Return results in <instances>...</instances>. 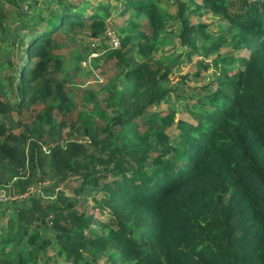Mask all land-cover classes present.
I'll return each mask as SVG.
<instances>
[{
	"label": "trees",
	"instance_id": "16d2710c",
	"mask_svg": "<svg viewBox=\"0 0 264 264\" xmlns=\"http://www.w3.org/2000/svg\"><path fill=\"white\" fill-rule=\"evenodd\" d=\"M118 1L131 11L110 26L115 47L103 41L106 2L0 0V37L18 58L0 61L14 72L0 76V189L26 193L0 202V264H264V0H201L199 11L176 0L174 14L158 0ZM200 10L221 17V35L190 19ZM83 28L100 42L88 61L118 71L73 115L64 84L86 60L71 50L63 65L54 36L76 44ZM175 37L178 54L165 49ZM194 55L196 70L173 82ZM171 98L185 115L162 106Z\"/></svg>",
	"mask_w": 264,
	"mask_h": 264
},
{
	"label": "rangeland",
	"instance_id": "374dc122",
	"mask_svg": "<svg viewBox=\"0 0 264 264\" xmlns=\"http://www.w3.org/2000/svg\"><path fill=\"white\" fill-rule=\"evenodd\" d=\"M98 3H103L106 2L109 4V7H107L106 9V14L108 16V25L112 26L114 29H116L118 31V29L120 28L121 25H127V21L129 19V15L128 13L131 10H127L125 9V6L123 4H121L118 0H95ZM157 1V0H156ZM201 0H194V2L190 3V6H188L187 9H195L196 11H199V7H196L195 4L200 3ZM158 2L160 3V6L162 9H166L167 11H169L170 13H175L178 9V2L176 0H158ZM4 6L11 12L14 13V11H16V7L12 6L10 4H7L6 2H4ZM22 8L23 10L29 11V3H27L26 1L22 2ZM116 7L117 9H119L121 12V16L120 17H112L113 15H116ZM147 6L145 5L144 8H146ZM124 11H128V13L124 12ZM196 11L191 15V20L193 21H200L203 22L207 25V30L210 33L211 36H218L221 35L220 34V27H221V23H225L221 20V17H218L217 15L211 14L210 12H205L200 10L202 13H196ZM11 14L10 15V19L8 20H12L15 21V14ZM139 23L141 25V27H144L146 25V20L145 17H142L139 19ZM170 23V22H168ZM173 23V22H171ZM177 24L174 22V25L171 28H168V32L169 33H173V31L176 29ZM14 29V27H12ZM145 29V28H144ZM8 30H11V28H8ZM87 29L83 28L81 30H78L76 33V36L74 38L76 44H72L69 43L65 37V33L62 32H58L55 34L54 39L58 40L59 42H61V45L58 46L57 50H55L56 52L58 51H63L66 53V57H68L67 59L64 60L63 65H70L71 61H72V57H69L71 50H76L78 53L82 54V60H86V62L82 61L83 69L82 70H72L74 72V74H72L71 76V80L72 82L70 83V81L65 82L64 86L66 89H68V91H70L71 93H69V95H72V98H76L78 101V105L77 106H72L71 108V113L73 115H76V113L79 111V106L82 105L83 102H85L84 98H83V94L85 92L86 89L88 88H97L99 89L100 86L104 83V81L108 78L111 77L113 75H115L118 71V68L115 64L114 61H102V60H97L94 62H89L88 59L92 56L91 54H97V52L93 51L90 52V48H95L99 45L100 42L97 43H92L89 42V40L87 39ZM196 36L199 39V35L196 34ZM27 38H29V36H27ZM26 38V39H27ZM166 38V35L164 36V39ZM171 38V37H170ZM163 39V40H164ZM178 38H174V43L171 44L170 46H166V48H168V52L172 51L175 54H178L181 51V46L178 42ZM208 42V41H207ZM10 48L11 45L8 41H5L4 38L0 37V61H3L7 58L10 57V55H12L11 59L13 62H15L16 60H18V58L16 59V55H13L12 51L10 52ZM221 51L222 52H227L228 50V45L226 43H223L221 46ZM90 50V51H89ZM161 51H163V49L161 48ZM73 52V51H72ZM166 53V52H165ZM91 55V56H90ZM199 57L197 55H194L192 57V59L189 62H185L184 64H181L180 66H177L174 68V70L172 71V73H170V77L172 78V81L175 82L177 80V78L190 70H196V66H195V62ZM213 70V68H209L207 69L206 73L203 76H195L193 77L190 81V84H188L189 86V91L192 90L193 86L199 87L200 84H203L205 82L206 76L209 75ZM65 72H60L58 74V77H63ZM8 75L13 76L14 72H12V68L8 65H5L4 67H0V76L3 78L4 82L8 81ZM74 83V84H72ZM172 100V98H171ZM174 100L169 101L168 103H166L165 105H162L163 107H169L171 109H175L176 110V119L178 118L179 115H183L185 112L181 111V108H184V101L181 100L180 102H173ZM177 101V100H176ZM80 104V105H79ZM35 105V103L33 104ZM38 107H40L42 104H37ZM34 108L33 111L34 112L35 109ZM24 115H27V112H24ZM185 115V114H184ZM60 116V113H58V117ZM44 146H46L44 144ZM77 184V181L74 179H71L70 182L68 184H64L62 183L61 185L64 187V189L69 193L72 194L71 188L73 186H75ZM41 184H39L37 191L39 193V195L44 199L47 200L49 197V194L46 193L45 190H43L42 187H40ZM28 191H34L36 190V188L34 187L33 183L30 184ZM4 189H0V202L6 201L3 198L5 197L4 194ZM27 191V193H28ZM49 193V192H48ZM26 194V193H25ZM25 194H18V193H13V194H7V197H15V198H21L23 197L22 195ZM78 206H80L78 204ZM99 219H100V214L98 211H95V222L99 223Z\"/></svg>",
	"mask_w": 264,
	"mask_h": 264
},
{
	"label": "built area",
	"instance_id": "2783aa9c",
	"mask_svg": "<svg viewBox=\"0 0 264 264\" xmlns=\"http://www.w3.org/2000/svg\"><path fill=\"white\" fill-rule=\"evenodd\" d=\"M104 32L106 34V38L103 41L107 42V44H109V45H113L115 47H118L120 40H119L118 36L116 35V33L113 31V29L109 25H107ZM88 39L92 43L99 42V39L98 38H95V37H92V36H88ZM91 55L92 56H95L96 53L95 54H91ZM13 198H15V197H10V196L7 197V194H5V197L3 199L4 200H6V199L8 200V199H13Z\"/></svg>",
	"mask_w": 264,
	"mask_h": 264
},
{
	"label": "clouds",
	"instance_id": "9594fccd",
	"mask_svg": "<svg viewBox=\"0 0 264 264\" xmlns=\"http://www.w3.org/2000/svg\"><path fill=\"white\" fill-rule=\"evenodd\" d=\"M108 20L106 19V22H107Z\"/></svg>",
	"mask_w": 264,
	"mask_h": 264
},
{
	"label": "crops",
	"instance_id": "0c3cea01",
	"mask_svg": "<svg viewBox=\"0 0 264 264\" xmlns=\"http://www.w3.org/2000/svg\"><path fill=\"white\" fill-rule=\"evenodd\" d=\"M108 19V18H107Z\"/></svg>",
	"mask_w": 264,
	"mask_h": 264
}]
</instances>
